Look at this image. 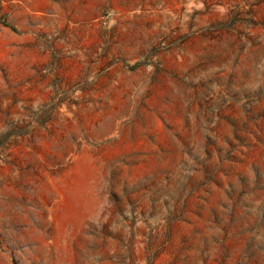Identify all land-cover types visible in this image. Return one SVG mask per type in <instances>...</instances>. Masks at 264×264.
I'll return each instance as SVG.
<instances>
[{
	"label": "rangeland",
	"instance_id": "374dc122",
	"mask_svg": "<svg viewBox=\"0 0 264 264\" xmlns=\"http://www.w3.org/2000/svg\"><path fill=\"white\" fill-rule=\"evenodd\" d=\"M0 264H264V0H0Z\"/></svg>",
	"mask_w": 264,
	"mask_h": 264
}]
</instances>
